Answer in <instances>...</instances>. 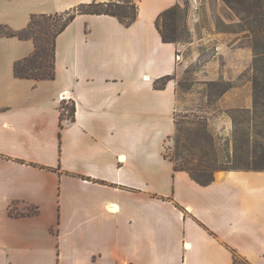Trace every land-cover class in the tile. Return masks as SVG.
<instances>
[{
    "label": "crops",
    "instance_id": "0c3cea01",
    "mask_svg": "<svg viewBox=\"0 0 264 264\" xmlns=\"http://www.w3.org/2000/svg\"><path fill=\"white\" fill-rule=\"evenodd\" d=\"M92 1L0 0V28ZM133 1L130 25L78 14L53 79L17 77L35 41L0 33V264H264V170L203 185L165 156L177 84H155L177 71L181 43L163 41L157 18L181 0Z\"/></svg>",
    "mask_w": 264,
    "mask_h": 264
},
{
    "label": "trees",
    "instance_id": "16d2710c",
    "mask_svg": "<svg viewBox=\"0 0 264 264\" xmlns=\"http://www.w3.org/2000/svg\"><path fill=\"white\" fill-rule=\"evenodd\" d=\"M240 18L242 28L249 29L258 38L264 37V0H223ZM183 7L177 4L165 9L157 18V27L165 42H179ZM80 13L108 14L126 25L138 15V4L133 0H110L80 4L61 13H35L28 26L13 30L5 26L0 33L32 38L35 51L14 64L15 75L35 80L56 77L57 37ZM252 108H233L229 112L234 122L232 134L221 143L220 137L209 128L207 118L199 113H187L179 118L175 111V132L166 144L165 156L175 171H187L203 185L212 183L216 170H264V65L255 63ZM172 75L156 80L164 88ZM209 104L215 103L231 87L222 81H211ZM214 97V98H213ZM76 106L62 105V119H74ZM171 143V145H170Z\"/></svg>",
    "mask_w": 264,
    "mask_h": 264
},
{
    "label": "rangeland",
    "instance_id": "374dc122",
    "mask_svg": "<svg viewBox=\"0 0 264 264\" xmlns=\"http://www.w3.org/2000/svg\"><path fill=\"white\" fill-rule=\"evenodd\" d=\"M180 4L183 7L178 42L181 48L178 69L172 75L177 84L175 111L180 119L187 113L203 114L209 128L223 143L234 128L229 111L247 107L249 98L252 104L248 108L253 106L254 65H264V37L258 38L249 29L242 28L240 18L223 0H181ZM192 15L196 19L195 33L203 38L195 45L188 43L193 35L188 27ZM215 30L217 41L215 38L206 40ZM216 52L218 64L209 65ZM211 81L231 85L213 104L208 103L207 83ZM222 171L226 170H216L214 179Z\"/></svg>",
    "mask_w": 264,
    "mask_h": 264
},
{
    "label": "built area",
    "instance_id": "2783aa9c",
    "mask_svg": "<svg viewBox=\"0 0 264 264\" xmlns=\"http://www.w3.org/2000/svg\"><path fill=\"white\" fill-rule=\"evenodd\" d=\"M62 100H63V102H64V101H65V102H70V98H69V96L67 95V93H65V94L62 95Z\"/></svg>",
    "mask_w": 264,
    "mask_h": 264
}]
</instances>
